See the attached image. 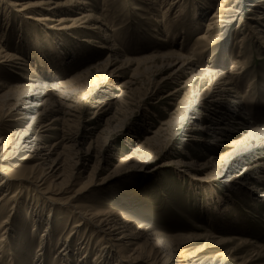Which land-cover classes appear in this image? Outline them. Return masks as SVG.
Listing matches in <instances>:
<instances>
[{
    "label": "rangeland",
    "instance_id": "1",
    "mask_svg": "<svg viewBox=\"0 0 264 264\" xmlns=\"http://www.w3.org/2000/svg\"><path fill=\"white\" fill-rule=\"evenodd\" d=\"M33 1L0 0L4 46L22 60L17 61L20 70L0 67V81L12 89L21 86L27 79L18 74L44 87L24 122L50 124L48 130L34 124L32 136L54 147L52 159L61 160L62 177L73 182L39 195L27 185L30 164L21 161L22 153L7 149L0 154V172L12 175L0 190V197H12L0 218V223L8 219L10 227L0 244V264H82V256L84 264H177V254L188 264H264V202L239 185L250 183L240 180L241 172L264 160V136L249 142L244 137L250 130L237 131L234 140L244 141L241 149L248 154L226 168L222 157L230 151L192 142L190 129L198 124L188 126L185 120L189 109L212 117L217 105L223 113H241L243 125L264 131V46L249 35V28L264 34L262 15L248 14L247 0H154V8L146 0H78L84 11L103 18L108 31L101 40L69 24L62 26L68 31L31 24L23 17L39 14L23 5ZM238 3L239 15L234 13ZM193 4L206 7L197 24L189 19ZM232 6L235 10L226 11ZM176 9L182 14L173 19ZM214 14L222 23L211 18ZM106 44L116 50L114 58L100 48ZM171 62L183 65L180 72L172 74L177 67L167 68ZM226 79L231 87L219 83ZM209 87L213 92L229 89L219 104L198 108L194 102ZM48 108L56 110L49 117ZM3 114L0 138L25 127ZM188 162L210 169L200 174L180 166ZM260 186L264 195V179ZM73 208L121 214L131 222L133 245L124 252L110 248L106 255L109 250H101L99 238L88 240L86 227L69 238L76 224L69 217ZM143 231L168 246L145 241L140 250L153 256L138 258L133 250L144 241L134 237ZM64 249L66 255L60 254ZM37 255L43 256L41 263Z\"/></svg>",
    "mask_w": 264,
    "mask_h": 264
},
{
    "label": "bare ground",
    "instance_id": "2",
    "mask_svg": "<svg viewBox=\"0 0 264 264\" xmlns=\"http://www.w3.org/2000/svg\"><path fill=\"white\" fill-rule=\"evenodd\" d=\"M12 1L21 3V1H26V0H12ZM146 1H149L151 8H154V6H156V1L154 0H146ZM226 1L225 3H227ZM235 2L233 6H236ZM6 6L11 7V4H7ZM167 6H170V2H168ZM233 6L229 9H226V11H231V9L235 10V7ZM23 7L34 8L35 12L39 14L36 17L34 16H31L30 18L23 17L25 18V20L30 21L31 24L32 23H36L40 25L46 24L44 27H47V29L56 30V31H68L69 29L67 28L62 29V26L69 24L68 28H71L72 26L73 28L75 27V29H81V31L82 30L89 31V33L97 36L98 39H101V40L107 39L106 33L108 31V27L107 25H105L103 18H101V16H94L91 13V11H84L85 10L84 3L78 0H62L61 3L55 2L54 0H39V1L35 0L33 1L32 4L23 5ZM244 7L247 8L246 12L248 14L253 15V16H255L256 14H259L260 16L262 15L261 17H259V20H261V18L264 19V0H247V4ZM204 8H206L204 4H202L200 7H197L195 4H193L191 6L190 12L188 13L190 17L189 18L190 21H193L194 24H197L200 21L201 17L204 16L203 14ZM165 11H168V8ZM242 11H243L242 5L238 3L236 11H234V13L239 15ZM218 12H219V9H218ZM181 14L182 13L180 9H176L174 11L172 18L176 19ZM165 17H166L165 14L159 16V18L161 19V22L164 19H166ZM211 18L214 19L215 22L217 23L218 22L222 23V21H220L221 19L219 18V16H216L215 14ZM231 22H233V20L228 21L229 23L228 25H231ZM48 24L52 25L51 28L47 26ZM26 26L30 27L29 24H27ZM244 26H247V24H244ZM210 27H211L210 25H206V30H209ZM6 29H3L2 31H0V67H9L11 68V70H20L21 68L17 67L19 66V63L17 61H22L21 58H19L20 56L17 57L14 54L8 53L7 47L4 46V40L7 34ZM249 29H250L249 35L251 34L250 37L252 36V38L258 40L259 43L264 46L263 32H256V29L254 30L253 28H249ZM106 45L100 48L102 50H106L107 52H109L114 58V55L117 54L116 50L113 49L114 47H112L111 45L109 44H108L109 46L108 45L106 46ZM161 58H165V57H161ZM171 67L172 68L177 67L175 71H173L172 73L174 75L176 72L181 70V67H183V65L180 64L179 62L175 64L172 63V65L167 64V68H171ZM17 76H19L20 79H27V80H25L26 81L25 84H20L21 86H16L13 89L7 86L5 83L0 81V112H3L4 110L3 117L6 118L8 122L12 124L14 123L22 124V125H25V127L24 126L21 127V129L16 133L9 131L8 133H6L0 138V154H4L7 149H9L10 152L13 151V153L14 152L22 153L23 157L21 161H23L25 164H30L29 166H26L29 170V175L27 177V181L29 183L27 182V185L30 184L31 186L32 185L35 186V188L33 187V189L39 195L40 194L41 195L50 194L49 192L50 188L58 189V190L63 189L67 186L66 184L72 183L73 180H71V178L68 179L67 176L62 177L61 172H60L61 167H62L60 163L61 160L59 161V159L57 158L52 159V155L54 154L53 153L54 147L53 146L48 147L46 146L45 143L41 142L36 135L32 136L34 124L36 125V123H40L37 126H39L41 130H44V129L48 130L50 127V124H44L39 121L38 122L30 121L28 124L24 122L28 120L26 119L28 110H30L31 107L35 106V103L39 100V98L41 96H44V93L46 90L44 89V87L40 88L38 81L34 80L33 77L31 76L25 77V76H20L18 74ZM219 83L222 84L221 85L222 87L230 86V83L227 79L221 80V82ZM228 89L226 90L224 88L222 89L219 88V90H217L216 92H213L211 88L209 87V90L207 91V93L201 99L197 100L194 103L198 108H203L204 106L208 105V103L213 105L222 99L223 97L222 94H224L225 92H228ZM216 104H219V103H216ZM233 104L238 105L239 103L235 102ZM215 106H216L215 107L216 110H213L215 115L211 113L213 115V116L211 115L213 118L210 117L209 114H201L197 116L196 114H192L193 110L191 109L186 110L187 109L186 108L185 110L187 111L188 114L185 113L186 115L185 120L188 126H194V124H198L197 129H194V128L190 129V132H192L193 134L191 136L192 142H195L202 148L210 147V148H213V150L215 151L216 150L217 151H220V150L230 151L229 154L222 157V159L225 160L224 162L226 163L225 165L226 168H232V167L237 166L239 162L240 163L242 162L241 157L246 152V151L245 152L242 151L241 149L242 148L241 143H243L244 141L239 142V141L234 140L237 134V131L239 130L243 131L246 129L250 130V132L248 131L249 132L248 135L244 137V140L249 141V142L253 141L254 139L255 140L258 139L259 136L260 137L264 136V131L262 129H252L249 126L243 125L242 120H241L242 118L241 113L239 114H235L234 112L233 113L232 112L223 113L220 110L221 109L220 105H219L220 107H217V105ZM54 112H56V110L53 108L45 109V115L47 117L51 116ZM54 121H57V118ZM247 127H249V129ZM194 133L198 135L196 136L194 135ZM248 144H251V143H248ZM249 147L246 149L249 150ZM252 149L254 148L251 147L250 150ZM246 154L248 153L246 152ZM180 166H183L187 169L193 170L195 173H200V174L205 172L208 168L210 169V167L207 166L206 164H198L197 162L180 163ZM45 167L47 168L44 169ZM0 175H1L0 176V190H2L4 186L7 184V181H12V179L9 178V176H12V175L4 173V172H0ZM239 176H242L240 177L241 178L240 180H243V179L247 180L248 178V181H250V183H247V185L246 184L244 185L242 182L239 183L240 186H245L241 188L247 189L250 195H253V197H255L257 200L264 202V195H262L259 189V187H261L260 186L261 181H263L264 179V160L262 162L261 161L256 162L255 164L246 167ZM255 176H258V177L256 178ZM29 188L32 189V187L27 186L28 190H30ZM10 195L11 193L10 194L4 193L0 197V218L4 217V215L6 214L4 204H7L10 198H12ZM56 195L59 196L60 195L59 192L56 193ZM73 205L72 206L69 205L68 209H70L69 207H73ZM213 208H214V205H212V210ZM12 209L10 211V214L12 213ZM69 217H73L76 220V224L73 226L72 232L69 233L68 237L71 238L72 236L75 235V233L80 232L81 231L80 229H83L84 227H86V229L83 232L84 234H87L88 240L90 241V239L92 238H95V239L99 238L98 241L102 245L101 250L102 249L107 250V251L109 250V252H106L107 253L106 255H110L111 253L110 251L111 250L114 251V249L115 250L119 249L120 251L122 250L124 252L125 250L129 249L133 245V242L130 241V239L133 238V233H130L132 231L131 222H129L128 219L124 218L121 214L117 212L102 211V210L100 211V210H94L90 208H73V211L70 212ZM7 221L8 219L0 223V232H1L0 244L1 242L2 243L4 242L3 238L5 237V234L10 230L9 222ZM48 232H49V226H47L46 233ZM70 235L72 236L70 237ZM89 235H92V237ZM46 236L47 235H45L44 237ZM134 238H136L137 240L142 239L144 241V244L140 245L139 248H136L135 250H133V253H136V256L138 258L143 257V255H145V257L143 258H148L150 256H153V253H151L150 251L143 252L140 250V249H144L145 241L147 243H150L151 245H156L157 247L161 249H163L165 246H168L167 244H164L165 246L163 247L162 246L163 243L161 242L159 237H157L155 234H148L147 232H144V231L142 232L141 235L139 234V237H134ZM65 242H67V240ZM83 243L81 245H83ZM43 250L44 248L40 249L41 252ZM174 252L176 251H173V253ZM63 253H65L66 255L65 249L60 254H63ZM42 254L43 256L45 255L44 252ZM43 256L37 255L35 261L37 262L39 261L41 263L42 261L40 257H43ZM177 257L181 259L180 262L177 264H188L185 258L181 257L180 254H177ZM83 259L84 258L82 256L80 257V259H78V261L84 264V261L82 262Z\"/></svg>",
    "mask_w": 264,
    "mask_h": 264
}]
</instances>
